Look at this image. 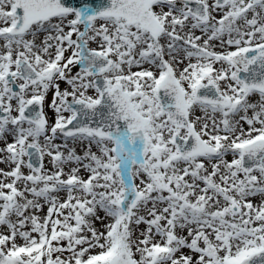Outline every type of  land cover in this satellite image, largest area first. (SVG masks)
I'll return each instance as SVG.
<instances>
[{"label":"snow or ice","instance_id":"1","mask_svg":"<svg viewBox=\"0 0 264 264\" xmlns=\"http://www.w3.org/2000/svg\"><path fill=\"white\" fill-rule=\"evenodd\" d=\"M0 264H264V0H0Z\"/></svg>","mask_w":264,"mask_h":264},{"label":"water","instance_id":"2","mask_svg":"<svg viewBox=\"0 0 264 264\" xmlns=\"http://www.w3.org/2000/svg\"><path fill=\"white\" fill-rule=\"evenodd\" d=\"M62 3H64L65 6L78 7L81 0H62Z\"/></svg>","mask_w":264,"mask_h":264}]
</instances>
